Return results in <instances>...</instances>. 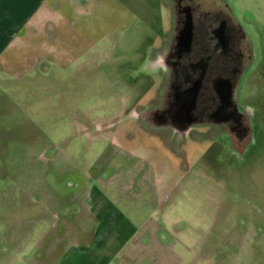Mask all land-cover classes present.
Returning <instances> with one entry per match:
<instances>
[{
  "label": "rangeland",
  "instance_id": "374dc122",
  "mask_svg": "<svg viewBox=\"0 0 264 264\" xmlns=\"http://www.w3.org/2000/svg\"><path fill=\"white\" fill-rule=\"evenodd\" d=\"M222 1L254 50L236 94L258 122L240 148L143 132L133 117L158 81L149 56L170 28L167 0H97L77 25L15 48L0 72V264L59 261L83 184L138 228L113 261L264 264V0Z\"/></svg>",
  "mask_w": 264,
  "mask_h": 264
},
{
  "label": "flooded vegetation",
  "instance_id": "af4514ba",
  "mask_svg": "<svg viewBox=\"0 0 264 264\" xmlns=\"http://www.w3.org/2000/svg\"><path fill=\"white\" fill-rule=\"evenodd\" d=\"M166 6L169 31L149 56L158 81L149 82L153 97L139 99L134 119L143 132L219 137L242 147L258 122L236 94L254 57L247 33L222 0H167ZM259 70L264 75V66Z\"/></svg>",
  "mask_w": 264,
  "mask_h": 264
},
{
  "label": "crops",
  "instance_id": "0c3cea01",
  "mask_svg": "<svg viewBox=\"0 0 264 264\" xmlns=\"http://www.w3.org/2000/svg\"><path fill=\"white\" fill-rule=\"evenodd\" d=\"M96 3L97 0H0V72L14 67L7 58L17 46L39 38L48 29L54 32L56 25L58 34L63 29L60 25H77V20L92 11ZM72 9L73 17L69 12ZM159 39L161 36L156 38ZM78 187L73 218L68 215V206L63 210L64 230L74 235V244L55 264H127L113 260L138 228L101 189L90 184Z\"/></svg>",
  "mask_w": 264,
  "mask_h": 264
}]
</instances>
